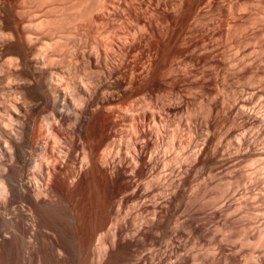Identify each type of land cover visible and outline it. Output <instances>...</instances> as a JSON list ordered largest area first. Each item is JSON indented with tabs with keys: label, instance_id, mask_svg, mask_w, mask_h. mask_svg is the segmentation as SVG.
<instances>
[{
	"label": "bare ground",
	"instance_id": "1",
	"mask_svg": "<svg viewBox=\"0 0 264 264\" xmlns=\"http://www.w3.org/2000/svg\"><path fill=\"white\" fill-rule=\"evenodd\" d=\"M170 1L172 2V0ZM182 1L183 0H178V3L175 1L177 4L175 3L176 5L172 8L173 13L169 10L170 16L171 13L173 14L172 17H170L168 12H165V6L162 8L165 10L163 13H161V7L158 10L161 4L166 5L164 4L165 0H0V264L106 263V259L109 257L110 253L109 248H111L115 242L114 240L117 238L116 236L118 234L117 231L120 229L118 228V210H116L118 213L113 212L115 213L114 217H117L118 219L113 218L114 220L111 222L109 221V223L102 220L98 221V218H93L95 221L92 224L89 216V213L91 212V204L93 203L92 199L94 196H97L96 193H98L101 187L102 180L104 181L106 179L105 176L103 177L101 172L102 168L100 170L95 163L100 149L99 142L95 137V131L100 123V115L105 110L125 104L126 108L123 111L126 114H123V119L125 120L124 123L127 124H125L128 128L126 130L129 131L127 133H130L131 137V139L129 138L130 140L126 142L127 145L125 144V149L123 148L124 152L121 151L122 148L119 147V143L115 141L112 146L109 145V147L106 148V154L102 156L103 161L100 162V165L103 164V168L108 167V165L111 164L109 161L112 163L113 161L115 163H124V161L127 162L130 159L131 162L133 160L135 163H140L142 161V155L145 153L147 163H156L160 162V159H163V165L167 166L170 158L167 159V161L163 157V155L167 153H161L160 150L165 151L166 149V152H168L170 148L173 149L174 139L171 138L174 137H167L168 139L166 141L164 140L166 136V129L169 127L167 125V122H170L167 121V117L169 115L167 116L168 113L161 109L158 104L154 103L151 93L160 89L169 88V86L170 89L173 88L179 83L178 81L181 79L183 80V75L184 78L186 75H191L197 80L208 81L209 79L207 78L211 75L207 77V71H213V69L215 71L217 69V64L213 62L214 60H208L209 58L211 60L215 56L214 52L212 53L211 51L213 45L208 48V44H206L207 41H204L207 46L202 43L203 41L201 42L202 44L200 42L199 44L196 43L195 40L194 44L188 43V45L186 44L188 41H184V36H186V38L188 37V35H186L188 31L186 32V30H190L191 28L193 29V27L188 29L186 27L190 26V22L195 23L194 20L191 21V19L197 16V14L194 15L193 18L190 17V14L189 17L191 19L188 24V19H186L188 17H184L186 13V11L184 12V8L185 10H187V8L184 7L185 5H183ZM168 4H171V7L173 6L172 3ZM208 5L209 3H207L205 8ZM209 6L213 5L210 4ZM167 9H169V7H167ZM205 11H207V9H205ZM208 15L206 16L208 17ZM206 16L204 19H206ZM201 17L199 18L203 21ZM198 19L197 21L195 20L196 24L199 23L200 19ZM201 21L199 25L201 24L202 26ZM207 22L209 23L210 21ZM204 24L205 22L203 21L202 27L206 28V26L204 27ZM209 28L205 30H210ZM212 29L214 28L212 27ZM184 31L186 33H184ZM196 33L198 35V32H195V34ZM191 34L194 36V33H190V35ZM209 37L211 38V36ZM193 38L191 39V36H189L188 39L193 41ZM200 39L202 40V38ZM211 44H213V42H211ZM200 51L201 53L206 52L205 54L211 56L212 58H208L206 55L201 57L200 53V55L197 54ZM211 53L214 55L212 56ZM220 57H223L221 58L223 59L221 60L223 62L220 63L221 66L223 63L224 67L223 73L225 75L220 77L223 78V80L227 77L226 75L230 74V71H232L230 68L235 69L237 68L236 66H238L237 63L240 62L239 65L244 63L242 60L237 58L236 55V58L234 57L231 60L230 56L224 57L223 55H220ZM199 63L200 65H203H199L202 67L199 71H202L203 68L204 71L195 74L196 69L194 66ZM214 76L215 75L212 77ZM220 80L222 81V79ZM199 85H201V83ZM217 86L218 85H216V87ZM223 86H221L222 89H220L222 92H216L221 96H218L217 98L219 99L220 97V100H218V106H215L214 108L211 106V108H208L207 106V110L203 109L205 108L204 106L202 107L205 111L201 110L203 111L202 118L205 119L203 124L206 125L204 126V128L206 127V134L200 140L201 143L195 147L193 154H190L191 156H184L185 159L183 161L181 160L182 158L180 159L181 162L177 159L179 154L177 152V155L172 157V159L176 158L177 160H175L177 164L180 163V166L176 164L177 171H180L178 170V167L182 171V169H184L182 167L186 166V170H184V172L187 174L188 172H192V174L195 173V176L196 172L198 173L196 169L198 168L196 167L198 164L205 165L206 163L216 161L214 164H218L220 162V166L222 165L221 163H226L227 165L230 160L228 159L229 157H224V155L221 154L219 148L221 146L220 143L216 142L220 144V146L218 147L214 145L213 147H210V150L213 148V151H210L211 153L209 152L208 146L210 143V146H212V137L215 136L213 133L214 130L212 129V131L209 129V124L211 120L217 121L216 119H223V121L224 119H230L229 125L231 124V127L233 124L237 126L241 122L239 124L240 128L242 126H249L248 129L251 127L250 131L253 130V132H251V135L248 133L250 136H247V132H244V135H240L242 134L241 132L237 133V131H240L238 126L236 134L239 135L228 134L230 137H233L234 140L232 143L233 140L229 137V141H231V143L229 141L228 143L234 144L235 146V153L233 152L234 155H231V152L229 151V156L234 157L231 158L232 160H235V162H233L234 160L232 161V164L235 163L233 165L237 166V163H239L238 167H241L240 164L247 163V165H245L247 167L244 168V172L242 173H244L243 175L248 177L249 180L246 179V177H242V173L241 175H237L238 177L241 176L243 179L245 178L246 181L248 180L250 182L249 184H251L250 177L253 179L258 177L260 180L259 182H261L264 186V105L261 106L260 104L262 103L260 102L259 104L254 105L253 100L248 97L243 98L241 93L240 96H235V92L233 94L235 97L231 98V100L230 97L233 96L230 94V90L229 92L226 91L228 85L227 87L224 86L226 89ZM212 99L215 100L216 98L211 97V101ZM257 99L258 98H256V100ZM216 102L217 101H215V103ZM209 104H211L210 101ZM206 105L207 104H205V106ZM213 105L217 104L213 103ZM188 117L191 118L189 115ZM188 117L186 120V122H189L188 130L193 131V129L195 130V124H190L192 121H188ZM223 121H220V123H224ZM172 124L174 123L172 122ZM203 124H201V126ZM213 124L212 127L214 126V128H216ZM139 126H141V128H145L146 130L138 132L136 127ZM224 126H226V124ZM246 129L247 128H245L244 131H246ZM66 135L67 137L69 136L70 139H67ZM226 135L224 134L221 136H225L223 138L228 139V136L226 137ZM147 136H150L149 144L146 140ZM227 139L223 142L227 143ZM221 140L223 139L221 138L220 141ZM163 141L166 142H164L166 146L164 144L163 145L169 150L165 147L162 148L163 150L161 149L160 145ZM229 144L227 146L228 148ZM163 145L161 146L163 147ZM258 145H260V147H257ZM105 147H107V145ZM179 148L178 151H181ZM218 153L221 158L216 160V158L213 157L218 155ZM254 157H256V159H260H258L260 162L256 160V165L254 164V160H252L255 159ZM71 158L72 160L73 158L77 159L78 167L75 170L77 171L76 176L72 177L73 179L71 178L72 180H70V185L75 186L81 183L85 184L87 192L82 198L73 199L67 195L65 196V194L57 188L56 180H58V176L63 174V170L65 169L64 167L67 163H69ZM250 159L254 162L253 164L251 163L252 165L250 162H247L251 161ZM133 162L132 164H135ZM165 162L168 164H165ZM232 164L228 165L227 168L229 166H233ZM248 164H250V166ZM152 167H154V165ZM167 168L169 169L170 167ZM167 168L165 170H167ZM154 169L156 170L155 167ZM224 169L225 168H223V170ZM229 169L226 170V173L227 171H230ZM240 170L243 171V169ZM153 172L155 171H152V173ZM176 173L178 174L179 172ZM199 173L201 172L199 171ZM150 175L152 176V174ZM188 175L190 176L191 174ZM155 176L156 174L152 177ZM181 176H179L180 179ZM182 178L185 180L187 177ZM164 179L167 178L164 176ZM187 179L186 182L189 183ZM225 179H223V182ZM237 180L239 179H236L235 182H240V180ZM164 181H168L169 183H167L169 186L171 185L174 189H176L175 186L177 183L172 185L171 181ZM143 182L144 186H147L149 183L148 180H143ZM228 182L229 181H227V183ZM253 183L256 184L257 182ZM261 183L259 185H262ZM179 184L180 182H178V185ZM194 184H197V181ZM202 184L200 183V186ZM219 184L220 183L217 185ZM226 184H224V186ZM229 184L231 185V183ZM249 184L247 186L248 189H250ZM181 185H179V187ZM235 185L237 184L235 183ZM183 186L184 185H182V187ZM168 187L166 186L167 189ZM202 187H204V185ZM202 187H200V189H202ZM237 187L239 186H236V188ZM242 188L244 189V187ZM182 189L178 191V194L175 193V202H182L184 199L183 191L185 190ZM192 190L194 191L193 188ZM205 190L206 189H204V192L208 191L209 188L206 191ZM237 190H235V193H237ZM245 190H247V188ZM193 191L191 192L189 189L191 194L196 192ZM197 192L199 191L197 190ZM223 192L222 194H219V196L223 195ZM172 193L174 194V192ZM255 193L256 192H254V194ZM168 194L170 195V192ZM169 195L167 197H169ZM204 195L203 197H205ZM227 195L229 196V194ZM189 196L192 195L189 194L188 197ZM239 196L241 197V194H239ZM243 196L245 195L243 194L242 198ZM212 197L214 198V195ZM217 197L218 195L214 200L217 199V203H220L218 202L219 197ZM229 197L226 198L229 199ZM238 197L235 200H238L239 202L240 199H238ZM208 199L209 201H212L210 200V197ZM259 200L260 199H258V201ZM244 201L240 202L246 203L247 206V201ZM196 202L198 201L196 200ZM201 202L204 203L203 201ZM238 202L236 203L238 204ZM217 203L215 201V204ZM242 203L240 205H244ZM237 204L235 206H237L238 209L234 208L235 206L233 205L234 209H232V211H239L241 206L239 205L238 207ZM160 205L156 204V207H159ZM213 205L214 204H212V207ZM163 206L160 207L162 208ZM227 206L229 208L230 204ZM227 206L225 205L224 207L226 208ZM222 207L223 206H220V208ZM262 207L263 210L261 209ZM262 207L259 209H261L260 211H263L261 213H263L264 216V205ZM243 208L245 210V207L242 206L239 213L242 212ZM252 209L250 211H252ZM246 210L249 211L248 208ZM237 211L235 213L231 211L227 212L228 215L233 214L230 216L233 217L235 214H239ZM246 213V211L243 213L244 216L253 215V213L251 215H247L248 213ZM250 213L251 212H249V214ZM261 213L256 214V216L259 215L258 217H260ZM221 214L225 217L228 216L226 213L225 215L220 212V217L222 216ZM243 214L240 215L243 216ZM263 216L261 218L262 220L258 218L261 221H258L259 223L257 222L258 224L256 225H260L258 227H254L256 230V236L254 235L255 233H252V240L251 238L246 237L245 234L242 237L246 238L241 237L240 240L237 237L238 239H236L240 240V242L235 241L242 247L246 246L244 247L246 250L248 248L247 246H253L252 243H254L255 247V245H257L255 243L257 242L262 248H260L261 251L260 249H257V253L260 251L259 253L264 256ZM230 217L228 216L223 220L226 221L228 218V221H230ZM176 223L178 224V222ZM133 226L134 225H132V227ZM216 230H218V225ZM221 232L222 234H220L223 237H219L224 239L222 242H228V240L230 241L231 238L228 234H226L227 231L224 230ZM226 236H229V239H227ZM247 236H249V233ZM107 239L109 241V246L106 245ZM218 242H221L220 238ZM236 242L232 241V244L234 245ZM215 244H213L214 249ZM257 247L258 246H256L254 250H256ZM239 249L237 252L235 251L237 254ZM251 250L248 249V252L246 251V256L249 260L252 259V261H254L253 259L256 257V260L257 257H260V255H254L255 252ZM211 254H213V252H211ZM208 255H210L209 251ZM203 259H205V257ZM202 261L200 262L199 260L198 263L204 264Z\"/></svg>",
	"mask_w": 264,
	"mask_h": 264
},
{
	"label": "rangeland",
	"instance_id": "2",
	"mask_svg": "<svg viewBox=\"0 0 264 264\" xmlns=\"http://www.w3.org/2000/svg\"><path fill=\"white\" fill-rule=\"evenodd\" d=\"M175 1L177 2L178 0H172V2L170 0H165L164 4H166L167 6L161 4L159 6L158 10L160 9V7L162 9L165 6L166 8L164 7V9H166V11L164 9H162L161 13H163L165 11V12H168V14L170 16L169 10H171V12L173 13L172 8H174V6L178 3V2L176 3ZM208 1H210V2H208ZM184 2H185V4H184ZM168 3H172L173 6L171 7L170 6L171 4L169 5ZM182 3H183V5H185L184 7L187 8V10H185V8H184V12L186 11V13H185V15L184 14L183 15L185 18L188 17V18H186V19H188V24H189L190 19L193 18L194 15L197 14V16H195V17L198 19L199 17L202 16L201 18L205 22L204 27L206 26V28L202 27L203 21H201L200 18H199L200 20L199 19L198 20H199V23L201 21L202 26H201V24L199 25V23L196 24L197 19L195 17L193 19H191V21L194 20L195 23L190 22V26L186 27L187 29L193 27V29L191 28L190 30L189 29L186 30V32L187 31L188 32L190 31V32L189 33L187 32V34H186V35H188L187 38H186V36H184L185 39L183 37L184 41L185 42L188 41L186 43L187 45H188V43L194 44L195 42L201 43L202 41H203L202 43L205 44V42L207 41L206 44H208V46L206 44L205 45L208 48H210L213 45L214 50L212 47L211 51H212V53L214 52V54H215L214 57L216 59L214 57L212 58L211 56L206 55L205 54L206 52L201 53V51H200L197 54L200 53L201 57L203 55L208 56V58L211 57L212 59L210 60V58H209L208 60L209 61L214 60L213 62L215 64H217V67H216L217 69L215 68L216 69L215 71H214V69H213V71L211 70L212 72L207 71V73H208V74L206 73L207 77L209 75H211V76H209V78H207V79H209L208 81L197 80L196 78H194L191 75H186L188 77L185 76V78H184V75H183V80L181 79L182 80V81L180 80L181 82L178 81L179 82V83L177 82L178 84L175 83L177 85L174 84L175 85V86L173 85L174 87L171 86L173 88L170 89V86H169V88L160 89L158 91L151 93V97H152V100L154 101V103L158 104V106L161 109H163L165 112H167L168 113L167 116L169 115L167 117V121H170V122H167L168 123L167 125L169 127H167V129H166V134H165L166 136H165L164 140L166 141L168 139L167 137H170V138L174 137L171 139L175 140V141L173 140L174 148L173 149L170 148L171 151L167 147H165L166 146L165 141L161 142V145L164 144L165 146L163 145V147H162L160 145L161 149L165 147L169 150L168 152H166V149H165V151L163 149H162L163 151L160 150L161 153L165 152L168 154V155L164 154L167 158L162 154L166 160L170 158L169 162H168L169 164L165 162V164H168L167 166L163 165V162H162L163 159H160L161 163L160 162H156V163L154 162L155 164L153 162L147 163V161H146L147 159L145 158L146 157V153H145L142 155V161L140 163H138V162L135 163L132 160V162L135 163V164H132L130 159H129V161L131 163L129 161H127V162L124 161V163L122 162L123 164L118 163V162L115 163L114 161H113V163H115V164H113L112 162L109 161V163H111V164L108 163L109 164L108 167H105L106 169L103 168L104 166H102L103 164L100 165L101 164L100 162L103 161L102 156H104V154H106V150H107L106 148H108L109 145L112 146L113 142L115 141V142L119 143L118 144L119 147L122 148L121 151L124 152L126 142L131 139L130 133H127L129 131L126 130V129H128L126 126L127 124L124 123L125 120L123 119L124 118L123 114H126L123 111L126 108V105L122 104L118 107L103 111V113L100 115L101 117H99L100 123H99V125L95 131V137H96V140L99 142V146H100L98 156L96 158L95 163L100 170L102 168L101 172L103 174V177L105 176L106 179L104 181L102 180L101 187H100L98 193H96L97 196H94V198H96V199H94V198L92 199L93 205L91 204V209L93 211L91 209H90V211L92 212L93 215L91 214L90 211H89L90 213L88 212L90 219H91V223L93 224L96 218H98V221L102 220V221L109 223V221L111 222L115 218H117V217H114L115 213H113V212L118 213V211H119V213H118L119 219L118 218L117 219L119 220L118 228L120 230L117 231V233H118L116 236L117 238L114 240L115 242L113 243L112 247L109 248L110 253H109V257L106 259L105 264H197L199 262V260H200V262L203 260L202 262L204 264H264V256L259 253L262 248L258 245L257 242L255 243V244H257V245H255V247L258 246L256 248V250H254L255 249L254 243H252L253 246H247L248 247L247 250H246V248H244L246 246L242 247L238 244V242H240V240H241L240 238L245 234H246L245 235L246 237H249L252 240L251 235H252V233L254 234L256 232L254 227H258L260 224L259 225H256V224L259 223L258 221L262 220L261 218L263 216V213H261V212H263V211H260V210L261 209L263 210L262 206L264 205V199H263L264 198L263 197L264 196L263 195L264 194V192H263L264 186H263V184L261 182H259L260 180L258 179V177H256V179H258V180L250 177L251 184H249L250 182L248 181L249 180L248 177H246L245 175H243L244 173H242V172H244V168L247 167V166H245V165H247V163L246 164H240L241 167L244 166L243 168L238 167L239 163H237L238 164L237 166L233 165V164H235V163L232 164V161L234 159L232 160L231 158L233 156H229L230 152H231V155L232 154L234 155V153H235L234 147L235 146H234V144L228 143V141L230 140L229 139L230 136L228 134H234L235 135L237 129L240 128L239 124L241 122L238 120L240 123L238 122L239 124L238 125L236 124L237 126H235V124H233L231 127V124L229 125L230 119H227L228 121L226 119H224V121H223V119H220V120L216 119L218 122L211 120L212 123L210 122V124H209V129L210 130L213 129L214 131L213 130L212 131L215 135V136H213L214 138L212 137L213 141L211 140L212 146H210L211 143L208 146L209 152L213 151V148H211V150H210V147H213L214 145L219 147L221 144V146L219 147L221 154H223L224 157H229L228 159L230 160V161H228L229 163H227V165H226V163L225 164L221 163L222 165L220 166V164H219L220 162L219 163L217 162L218 164L215 163L216 164L215 165L214 162H216V161L206 163L205 165L204 164L203 165L198 164L199 166L198 165L196 166V167H198V168H196L198 171V173L196 172V176L194 173L195 169L193 171L194 174H192V172H190V173L188 172V174H191L189 176L187 173L184 172V170H186L185 169L186 166L182 167L183 166L182 164H181L182 165L181 167L184 168V169H182V171L184 173L181 171V169L179 167H178V170H180V171H177V165H179L180 163L177 164V162H176L177 159L180 160L182 158L181 160L183 161L186 156L187 157L191 156L193 154V152L195 151V147L199 143H201L200 140L206 134V127L204 128V126H206V125L203 124L205 119L202 118L203 117L202 116L203 111L207 110L206 109L207 106H208V108L210 106L213 108L215 106H218V100H220L221 96H220V94L218 95L216 92H218V93L222 92V90H220V89H222L221 86L224 85L225 87H227V85H228L226 91L229 92V90H230V94H232V96H233V97H230V99L234 98L235 96H240V93H241L243 98L248 97L251 100H253L254 105L259 104V102L262 103V104H260L261 106L264 105V97H263L264 96L263 95L264 94V90H263V88H264V0H183ZM207 3H209V5L212 4L213 6L208 5L205 8ZM203 5H204V7H203ZM214 6H216V7H214ZM167 7H169V9H167ZM200 7H202V8H200ZM209 7H212V8H209ZM218 7L220 8V10ZM198 9H201V10H198ZM205 9H207V11H205ZM192 12H193V14H192ZM172 13H171L170 17H172V15H173ZM190 14H191V16H190ZM203 15H204V18L206 15H208V17L206 16V19H208V20L204 19ZM207 21H210V22L208 23ZM206 23H208V24H206ZM211 23H212V25H211ZM200 26H201V28H200ZM212 27L215 30L212 29ZM208 28L210 30H205ZM194 29H195V31H194ZM200 30L202 33L200 32ZM211 30H212V32H211ZM207 31H210V32H207ZM186 32L184 31V33H186ZM195 32H198V35H197V33L195 34ZM213 32H214V34H213ZM190 33H194V36L192 34L190 35ZM189 36H191V39L194 37L193 41H191V39H188ZM209 36H211V38ZM200 38H202V40ZM211 40H214V41H211ZM211 42H213V44H211ZM216 43H217V45H216ZM215 47H217L218 49ZM223 53H225V54L227 53L230 56V60L233 59L236 55L237 58H239L240 60H242L244 62L240 65H239L240 62L237 63L238 66H236L237 68H235V66H234L235 69L230 68V69H232V71L233 70L234 71L233 72L230 71V74L226 75L227 76V77H225L226 80L224 79L225 82H224L223 78H220V77H223L225 75L223 73V69H224L223 63H222V66L220 64L221 62H223V61H221V60H223V59H221L223 57H220V55H223L224 57H226V56L229 57V56L227 54L225 56V54H223ZM214 54H212V56ZM219 58H220V60H219ZM218 64H220V65H218ZM199 65H200V63L194 66V68L196 69V70L194 69L195 74L201 73L204 71V68L202 69V71H199V69L201 70V68H202L200 66H203L202 64L200 66ZM196 71H198V72H196ZM209 72H210V74H209ZM215 72H216V74H215ZM221 73H223V74H221ZM213 75H215L214 76L215 78L212 77ZM216 75H218V76H216ZM193 78H194V80H193ZM190 79H191V82H190ZM220 79H222V81ZM222 82H223V84H222ZM180 83H182V84L185 83V84L182 85ZM190 83H191V85H190ZM200 83H201V85H199ZM180 85H181V87H180ZM203 85H204V87H203ZM216 85H218V86L216 87ZM213 86L216 88H214ZM229 87H230V89H229ZM217 90H219V91H217ZM234 92H235V94H234ZM253 94L254 95L256 94V95L254 96ZM252 95H253V97H252ZM218 96H220L219 99H217ZM209 97H210V100H209ZM211 97L212 98L215 97L216 99L215 100L212 99V101H211ZM256 98H258V99L256 100ZM209 101L212 105L209 104ZM215 101H217V102L215 103ZM213 103L217 104V105H213ZM205 104H207V105L205 106ZM203 106L205 107V108H203L204 110L202 109ZM201 110H203V111H201ZM188 115L191 118H189ZM187 117L189 119L188 121H190V120L192 121L190 124H193V125L195 124L194 125L195 130L194 129H193V131L188 130L189 129V126H188L189 122H186ZM220 121H223L224 123H222V122L220 123ZM172 122L174 124H172ZM213 123H215V124H213ZM185 124H187V125H185ZM201 124H203L202 125L203 127L201 126ZM212 124L215 125L216 128H214V126L212 127ZM225 124H226V126H224ZM242 127L239 129L240 131H237V133L241 132L242 134H240V135H244L247 132L246 133L247 136H250L252 134L251 132H253V130L250 131L251 127H250V129H248L249 126L243 127V129H242ZM245 128H247L246 131H244ZM136 130L138 132H140V131L142 132L146 129L141 128V126H139V127H136ZM201 130H202V132H201ZM225 132L227 133V135ZM126 133L128 134L129 137L127 136ZM215 133L218 135V137ZM248 133H250V135ZM224 134L226 135V137L228 136V139L227 138L226 139H227V143L229 144V148L227 147L228 144L224 143L226 141V139L223 137H225V136H223V137L221 136ZM236 135H239V134H236ZM66 137H67V135H66ZM68 137H67V139H70V137L69 138ZM148 137H149V139H148ZM221 138L223 140L220 141ZM230 138H232V140H233V137H230ZM214 139L217 141H215ZM146 140L148 141V144H149L150 136H147ZM216 142H218L220 144H218ZM221 142L225 145V147ZM229 142L231 143V141H229ZM233 142H234V140L232 141V143ZM226 144H227V146H226ZM106 145H107V147H105ZM260 145H262V144H260ZM260 145H258L257 147H260ZM231 147H232V149H231ZM178 148L181 151H178ZM104 150H105V152H104ZM226 151H227V153H226ZM176 152L179 153L180 155L178 154L177 159L173 158L174 159L173 160L172 157H175L177 155ZM182 153H183V155H182ZM219 153H218L219 157H218V155H215V157H213V158H216V160L218 158H221ZM225 153H226V155L227 154L228 155L226 156ZM254 158L255 159H252V160H254L255 163L252 162L251 159H250L251 161H247V162H250V164L254 163L256 165V160H258L259 158L258 157H257L258 159H256V157H254ZM181 160H180V162H181ZM170 162H172V163H170ZM233 162H235V160ZM211 163H212V165H211ZM208 164H210L211 166ZM230 164H232L233 166H229L230 167V169H229V167L227 168V166ZM250 164H248V165L250 166ZM257 164H258V162H257ZM67 165L64 167L65 169L63 170V174L58 176V180H56L57 188L59 191H61L63 194H65V196L67 195L68 197H71L73 199L82 198L87 192L85 184L81 183V184H78L75 186L70 185V180H72L73 179L72 177L76 176V174H77V171H75V170L78 167V161L76 158H73V160L71 158L69 160V163H67ZM133 165H134V167H133ZM153 165L156 168V170L154 169V167H152ZM206 165H208V166H206ZM121 166H122V168H121ZM66 167H67V170H66ZM167 167H170V168L168 169ZM171 167H173V168H171ZM166 168H167V170H165ZM199 168H200V170H199ZM210 168H211V170H210ZM223 168H225V169L223 170ZM236 168L239 170H237ZM172 169H174V170H172ZM205 169H207V170H205ZM228 169L231 172L227 171V173H226V170H228ZM240 169H243V171ZM201 170L204 172H202ZM152 171H155V172L152 173ZM169 171H171L172 174ZM199 171L201 173H199ZM219 171L222 173V175L224 174L225 176L223 175L224 176L223 177ZM235 171H237V172H235ZM238 171H239V174H238ZM109 172L110 173L112 172V173L110 174ZM176 172H179L178 173L179 175ZM180 172H181V174L183 173L182 176H181ZM206 172L207 173L209 172V173L207 174ZM228 172H230V173H228ZM69 173H70L71 177H70ZM104 173H106V174H104ZM219 173H220V175H219ZM241 173H242V177H246V179H248L247 180L248 182L245 180V178L243 179L241 176H239V177L237 176V175H241ZM150 174H152V176H154L156 174V176L152 177ZM184 174L185 175L187 174V175L185 176ZM217 174H218V176H217ZM173 175H175V176H173ZM202 175H203V177H202ZM209 175L211 176V178ZM164 176L167 179H164ZM168 176H169V178H168ZM171 176H173V177H171ZM179 176H181V179L179 178ZM206 176L208 179L206 178ZM219 176H222V177H219ZM68 177H70V178H68ZM182 177H187L188 179L185 178V180H184V178H182ZM200 177L203 179H201ZM204 177L207 181L204 179ZM215 177L216 178L218 177L217 180ZM209 178L211 179V181ZM213 178L215 181L213 180ZM149 179H150V181H149ZM186 179H187V181H189V183L186 182ZM223 179H225L224 182H223ZM236 179H239L240 182H235ZM251 179H253L254 181ZM143 180H146V181L148 180L149 183L147 186H144L143 183L145 181L143 182ZM164 180L171 181L172 185L173 184L175 185L177 183L176 184L177 187L175 186L176 189H174V187L171 185H170L171 186V188H170V186L168 184L169 182L164 181ZM177 180H178V182H180L179 185H181V184L184 185L183 187H182V185L180 186L183 189L179 187ZM190 180H192V181H190ZM218 180L221 182H219ZM226 180L229 182L227 183ZM239 180H237V181H239ZM241 180L243 183L241 182ZM196 181H197V184H199V185L194 184ZM203 181H205V182H203ZM208 181H210V182H208ZM165 182L166 183L168 182L167 183L168 185ZM234 182L237 185H235ZM253 182H257V183L255 184ZM200 183L201 184L203 183V184L200 186ZM214 183H215V185H214ZM218 183H220L221 185L220 184L217 185ZM229 183H231V185ZM232 183H234V184H232ZM260 183L262 185H259ZM165 184L167 187L169 186L168 189L166 188ZM224 184H226V185L224 186ZM248 184H249L250 189L254 188V186H255V188H257V189L259 188V189L257 190L254 188V189L250 190L247 187ZM195 185H197V186H195ZM203 185L205 188L202 187ZM227 185H229V186H227ZM236 186H239V187L236 188ZM200 187H202V189H200ZM221 187H223L224 189ZM242 187H244V189ZM172 188H173V190H172ZM192 188L194 189V191L192 190ZM208 188H209V190L206 191ZM246 188H247V190H245ZM260 188L263 191H261ZM181 189L185 190V191H183L184 192L183 198L185 200L183 199L182 202L181 201L175 202L174 201L175 200L174 195H175V193L178 194V191ZM189 189L191 190V192L192 191L197 192V190H198L201 193L195 192V193L191 194V192H189ZM204 189H206L205 191L208 194L206 192H204ZM229 189H232V190H229ZM175 190H176V192H175ZM225 190H226L227 194H229V196L230 195L232 196V197L230 196L231 199L226 194ZM235 190H237V193H235ZM259 190L262 193V195L259 192ZM164 191H166L167 193ZM202 191H203V193H202ZM228 191H230V192H228ZM245 191H246V193H245ZM253 191L256 193L254 194ZM169 192H170V195L168 194ZM172 192H174V194ZM222 192H223L224 196L223 195L219 196V194H222ZM188 193L194 197L189 196L190 197V199H189ZM215 193L220 198L219 199L217 197L219 200L218 202H220V203H217V199L214 200L217 196ZM233 193L235 196L233 195ZM242 193L245 195V196H243V198H242V195H243ZM247 193L248 194L252 193V194L248 195ZM197 194H198V196H197ZM210 194L212 196L214 195V198ZM239 194H241V197L239 196ZM257 194L259 195V197ZM168 195H169V197H167ZM203 195L206 198L203 197ZM208 195H210V196H208ZM246 195H248V196H246ZM225 196L227 198L229 197V199H227ZM236 196L237 197L239 196L240 198L238 197V199H240V201H242V202L244 200H246L247 206H246V203H242L239 201L240 204L241 203L244 204V205H240L238 200H235V199H237ZM201 197H202V199H201ZM209 197H210V200H212V201H209V199H208ZM248 197H250L251 199ZM247 198H248V200H247ZM166 199H167V201H166ZM207 199H208V201H207ZM258 199H260L261 202H260V200L258 201ZM192 200H194V201H192ZM196 200L198 202H196ZM227 200H229V201H227ZM187 201H188V203H187ZM201 201H203L204 203H202ZM205 201H206V205H205ZM215 201L217 204H215ZM231 201H232V203H231ZM235 201L238 202V204ZM209 202L214 204L213 205L214 208L212 207V204H210ZM233 202H235L238 205V207H239V205L241 206V208H242V206L245 207V210L243 208L241 213H239L241 208H239V211L236 210L239 214H237V215L235 214L236 216L234 215L233 216L234 218L230 217L233 214L228 215V212H227V211H231L233 213L236 212V211L235 212L232 211V209L237 208V206H235L236 204ZM201 203H202V205H201ZM223 203H224V205H223ZM226 203H229L230 206L232 204V206H231L232 208L229 206V208H230L229 209L227 206L229 204H226ZM156 204L157 205L161 204L160 206H163V205H165V206H163L162 208L160 206L156 207ZM207 204H210V205H207ZM219 205L223 206V207L220 208ZM225 205L227 206L226 208H228L229 210L224 207ZM215 206H217V207H215ZM210 207H212L213 209ZM246 207L249 209V211L246 210L247 209ZM224 208H225V210L223 211ZM259 208H261V209H259ZM221 209H222V211H221ZM251 209H252V211H250ZM95 210H97V211H95ZM116 210H118V211H116ZM245 211L248 213V214L246 213L247 215H251L254 211L256 213L254 212L253 215H251V216H244L243 213ZM220 212L224 213V214L226 213L230 217V221H228L229 220L228 218L226 219V221L223 220L228 216L225 217L221 214L222 216L220 217ZM249 212H251V213L249 214ZM259 213H261L260 217H258L259 215L256 216V214H259ZM240 214H243V216ZM110 216H111V218H110ZM244 217H247V218H244ZM93 218H95V219H93ZM258 218H260L261 220ZM253 221L255 222V225H254ZM174 222L175 223L178 222V224L177 223L175 224ZM250 222H252V223H250ZM249 223L251 224V226L253 228L250 226ZM221 224H223V225H221ZM132 225H134V226L132 227ZM217 225H218V230H216ZM224 230L227 231L226 234H228L231 239H230V241L228 240V242L223 241L224 242L223 243L222 240H224V239L221 238V237H223L221 235L222 234L221 231H224ZM248 233H249V236H247ZM254 235L256 236V233ZM219 236H221V237H219ZM226 237H225V239H226ZM228 237H227V239H229ZM237 237L240 240H237L238 239ZM246 237H242V238H246ZM219 238L222 242V243L220 242L221 244L218 242ZM249 238H247V239H249ZM235 240L238 242H236ZM232 241H234L236 243H234V245H233ZM213 244H215L214 245L215 249L213 247ZM106 245L109 246L108 239L106 240ZM218 245H219V247H218ZM240 247H242V248H240ZM251 248H252V250H251ZM211 249L214 250L215 252L212 251ZM238 249H239V252H238L239 255L236 253L238 251ZM248 249L251 251H254L255 252L254 255L255 254H256V256L260 255V257H257V259L255 260L256 257L254 256L255 257L253 259L254 261H252V259H250L251 260L250 261L246 256ZM257 249L258 250L260 249V251H258L259 254L257 253ZM208 251H209L210 255H208ZM210 251L213 252V254H211ZM241 251H242V253H241ZM169 252L171 253V255ZM205 252H206V254H205ZM215 253H216V255H215ZM201 254L205 257V259H203L204 257ZM244 256H245V258H244ZM201 258H202V260H201ZM246 258H247V260H246ZM200 264H202V263H200Z\"/></svg>",
	"mask_w": 264,
	"mask_h": 264
}]
</instances>
